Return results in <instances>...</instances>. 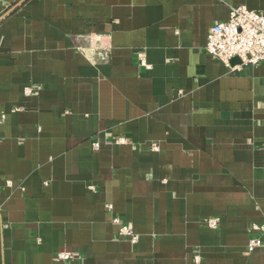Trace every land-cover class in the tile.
<instances>
[{"label":"crops","instance_id":"obj_1","mask_svg":"<svg viewBox=\"0 0 264 264\" xmlns=\"http://www.w3.org/2000/svg\"><path fill=\"white\" fill-rule=\"evenodd\" d=\"M238 5L0 0V264H264V62L205 50Z\"/></svg>","mask_w":264,"mask_h":264},{"label":"built area","instance_id":"obj_2","mask_svg":"<svg viewBox=\"0 0 264 264\" xmlns=\"http://www.w3.org/2000/svg\"><path fill=\"white\" fill-rule=\"evenodd\" d=\"M205 50L227 64H231L234 58L239 59L240 64L257 65L264 62V13L252 10L245 5L231 6L228 19L211 27ZM141 62L146 64L144 57H141ZM35 91L34 86H28L25 89L26 94H32ZM99 146L100 143H94V148ZM8 183L11 184V181ZM114 221L120 225L121 237L132 242L138 241L139 234L131 226L119 217L114 218ZM204 223L216 229L219 226V218L207 217ZM252 230L264 233V224H253ZM261 245V235L252 236L248 249L252 252ZM74 257L75 255L69 251L58 253V258L63 261H70Z\"/></svg>","mask_w":264,"mask_h":264},{"label":"water","instance_id":"obj_3","mask_svg":"<svg viewBox=\"0 0 264 264\" xmlns=\"http://www.w3.org/2000/svg\"><path fill=\"white\" fill-rule=\"evenodd\" d=\"M232 62H239V63H240V60L237 59V58H234V59L232 60Z\"/></svg>","mask_w":264,"mask_h":264}]
</instances>
